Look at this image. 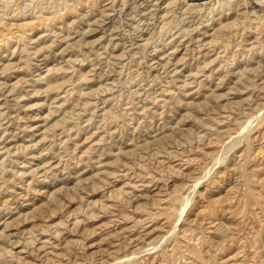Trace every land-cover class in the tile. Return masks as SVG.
<instances>
[{
    "label": "rangeland",
    "instance_id": "374dc122",
    "mask_svg": "<svg viewBox=\"0 0 264 264\" xmlns=\"http://www.w3.org/2000/svg\"><path fill=\"white\" fill-rule=\"evenodd\" d=\"M0 264H264V0H0Z\"/></svg>",
    "mask_w": 264,
    "mask_h": 264
}]
</instances>
